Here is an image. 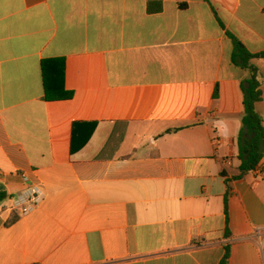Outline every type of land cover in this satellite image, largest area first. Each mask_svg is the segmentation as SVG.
<instances>
[{"label":"crops","instance_id":"obj_1","mask_svg":"<svg viewBox=\"0 0 264 264\" xmlns=\"http://www.w3.org/2000/svg\"><path fill=\"white\" fill-rule=\"evenodd\" d=\"M234 37L264 51V0H0V264H264Z\"/></svg>","mask_w":264,"mask_h":264},{"label":"trees","instance_id":"obj_2","mask_svg":"<svg viewBox=\"0 0 264 264\" xmlns=\"http://www.w3.org/2000/svg\"><path fill=\"white\" fill-rule=\"evenodd\" d=\"M233 39L236 45L234 62L250 72V78L242 87L244 111L242 114V129L238 136V158L241 161V165L239 175L233 177V179L237 180L251 173L264 158V118L256 109L257 104L262 100L261 83L258 69L251 64L254 59H264V51L258 54H251L237 38L234 37ZM227 183L229 182L227 181ZM229 194L228 186L226 199ZM5 199L6 196L0 194V202ZM226 234L227 236L230 235L228 230ZM225 250L226 253L220 264H231L232 248L230 245H226Z\"/></svg>","mask_w":264,"mask_h":264},{"label":"built area","instance_id":"obj_3","mask_svg":"<svg viewBox=\"0 0 264 264\" xmlns=\"http://www.w3.org/2000/svg\"><path fill=\"white\" fill-rule=\"evenodd\" d=\"M252 172L257 176H262L264 174V165L259 164ZM21 177L26 182L29 181V177L25 173H22ZM45 199L46 192L44 189L39 184H30L25 191L9 200L10 203L7 209L11 212L19 211L22 216H27L39 208Z\"/></svg>","mask_w":264,"mask_h":264}]
</instances>
